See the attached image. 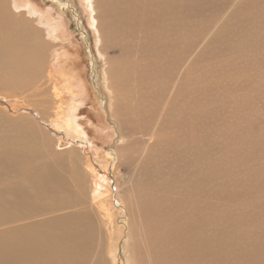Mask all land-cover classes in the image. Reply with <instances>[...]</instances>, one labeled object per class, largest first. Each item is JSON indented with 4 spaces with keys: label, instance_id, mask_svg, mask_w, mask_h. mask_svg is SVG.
Returning <instances> with one entry per match:
<instances>
[{
    "label": "rangeland",
    "instance_id": "374dc122",
    "mask_svg": "<svg viewBox=\"0 0 264 264\" xmlns=\"http://www.w3.org/2000/svg\"><path fill=\"white\" fill-rule=\"evenodd\" d=\"M62 1L64 3L60 9V5L50 0H21L23 4H35L34 6L41 12H50L52 18L61 17L63 22L65 21L63 26L67 32L57 39H48L43 36L48 35L46 30L39 25L43 30L38 27L41 39L36 42L42 43L45 47L40 52L43 56L38 57V60L42 61L39 67L41 82L38 84L42 95L30 97L29 93L17 94L16 98H13L15 102L11 104L40 112L42 107L38 102L49 96L48 90L52 87L60 91L62 100H67L62 81L55 76L47 83L46 76L53 71L52 64H55V55L58 52L67 50L75 56L77 63L74 62V68L78 70L75 71L86 83L88 97L82 112L86 117L88 135L93 143L90 149H87V145L77 142L60 145L47 130L37 129L33 145L38 141L42 143L46 140L51 141L48 146L50 149L47 148L48 151L43 152L44 159H40L39 162L51 163L55 175L58 178L60 175L65 178L66 192L79 194L81 181L86 179L85 173L94 181L93 185L89 183L88 187L81 190L84 195L81 204L54 214L57 216L69 212L90 214L92 226L95 231H99L96 232L100 236L97 241L95 239L92 248L91 230L88 227L83 228L82 233L88 239L86 264H97L99 259L105 260L104 264H112L108 256L111 247L114 249L111 251L113 261L118 260V255L123 250L122 261L126 256L127 264H136V257L140 258L138 260L140 264H210L209 256L205 259L207 261L202 256H197L201 251L196 247L199 240L197 237L210 235L212 231L218 234L219 230L221 248L228 262L254 264L249 257L250 254H247L248 250H253L254 254L256 253L254 249H259L260 252L264 248V20H262L264 1L164 0V4L169 7L168 11H163L161 9L163 5L160 4V10L166 13L160 18L159 30L152 26L151 33L144 32L139 24L141 15L135 13L136 20L133 26L126 30L130 35L126 40L125 33L120 37L119 32L116 33L113 29L110 32L108 29L103 0H92L95 9V13L93 11L91 14L93 21L85 9L84 0ZM5 2L11 5V0ZM66 2L68 4L65 5ZM135 5L143 7L146 11L155 12V7H151L148 0H136ZM10 10L16 13L12 8ZM240 30H243V33ZM161 49L164 50L163 53ZM170 65L172 66L168 74L166 72ZM144 69L148 70L147 75L142 74ZM163 74L169 78H165ZM178 83H183L182 87ZM171 85L177 87L173 92L175 95L178 94L177 98H171L175 99L173 103L176 105L172 106V114L166 109L170 93L172 94ZM30 103L35 106H31ZM44 117L46 120L48 116ZM6 119L17 121L16 118L8 116ZM18 121L22 124V117ZM154 129L156 136L152 138ZM7 133V128L0 131L1 136ZM3 145L1 137L0 147ZM57 146L62 148L60 151L57 150L58 152L55 151ZM103 150H111L116 157L113 165L107 164ZM200 151H203L201 160ZM54 155L58 157H53ZM99 161L102 172L108 179L114 178L115 185L121 193L123 192V195L120 194L121 199H125L122 200L126 210H130L131 219L125 222L127 227L125 226L124 235L117 234L116 229L119 227L117 221V224H111L110 221L102 224L101 217L95 213L97 208L93 205L94 196H107L105 199L108 202L110 198L108 189L113 187L108 183L107 188L108 179L102 177L103 174L98 173L99 171L92 173L84 165L86 162L90 164L96 162L93 164L98 165ZM35 163L34 158L33 164ZM200 170L203 174L199 172ZM198 178L207 180L201 182ZM202 183L204 185H201ZM155 186L161 188L155 189ZM206 188L209 189V193H206L208 191ZM146 189L149 191L146 192ZM157 189L163 193L157 194L159 192ZM210 190H213V193ZM201 193H205L208 198ZM157 197L160 199L159 202ZM59 198L61 197H55L54 200H61ZM191 200L202 201L207 206L212 204L213 208L216 207L215 219L212 217L205 219L203 226L199 228V224L196 225L194 210L192 211L193 208L190 207ZM107 204L108 209L111 208L112 205ZM146 205L150 208H146ZM183 206L185 209H181ZM158 208L168 213L167 218H162L165 213L160 212ZM151 211L162 216V219L158 220L159 216L153 217L154 212L153 215H149L152 219L147 217L148 212L152 214ZM146 217L150 222L143 219ZM138 220H143L139 222L140 226ZM135 223L138 224L140 232L135 233V237L138 238L134 240L131 227ZM190 225L196 227L190 228ZM135 241L139 246L138 256L135 252ZM207 247L211 248V244ZM99 253L101 256H98ZM155 254L159 257H157L159 262Z\"/></svg>",
    "mask_w": 264,
    "mask_h": 264
},
{
    "label": "bare ground",
    "instance_id": "6f19581e",
    "mask_svg": "<svg viewBox=\"0 0 264 264\" xmlns=\"http://www.w3.org/2000/svg\"><path fill=\"white\" fill-rule=\"evenodd\" d=\"M50 1L54 4H57L58 6L60 5V9L63 6L62 4L64 3L62 0H50ZM135 1L136 0H103L104 14H106V19L108 20V29L110 30V32L112 29L116 33L119 32L120 37H122L123 34L125 33V40L130 37L128 31H126V30L134 23V20H136L135 13H138L139 15H141L140 16L141 19H140L139 24L143 27V31L144 32H147V31L150 32V28L152 26L157 27V29L159 30L158 27L160 24L159 23L160 18L163 17V15L166 13V12L163 13L160 10V8H159L160 4L163 5V7L161 8L163 11L164 10L168 11L167 8L169 7L168 5L164 4V2H163L164 0H148L151 4V7H155V12L146 11L143 7H137L135 5ZM203 1H205V0H203ZM83 2H84L83 4L85 6L86 11L88 12L89 15H91L92 12L95 10L94 5H93V1L92 0H84ZM255 3H257V2L255 1ZM66 4H68V2H66L65 5ZM34 5H32L31 3H24L23 4L21 2V0H11V5H7L5 0H4V2H3V0H0V131L3 128L8 129L7 135H5V136L0 135V138L2 137L3 142H4V145L2 147H0V264H86L85 253H86V246H87L88 239L82 233V230H83V228H86V227H88L91 230L90 231L91 232L90 244H91L92 248H93V245L95 243V239L97 241L99 236H100L98 234L99 231L96 230L98 232L97 233L95 231V228H93L92 223L89 219L90 214H88V213L87 214H81L79 212H69V213H63V214H61V213L67 209L72 208L75 205L81 204V202L83 201V196H84L82 194L81 190L84 187H88L89 183L93 185L94 181L87 173H85L86 179H83L81 181L79 194L75 195V194H72L70 192H66L65 187H64L65 178L61 175L58 178L55 175V170H54V167L51 165V163H43L42 164L41 162H39L40 159H44L43 156H45V155H43V152L48 151L46 149L50 145L51 141L46 140V141H43V143L41 141H38L35 145H33V140L35 139V131L37 129L47 130L48 133L50 134V136L52 138L56 139V141L60 145L68 143V142H74V144H75L77 142L79 144L87 145V149H90V145L93 143V141L90 139V137L88 135V130H87L88 125L86 122V117H85L84 113L82 112L84 110L85 105L87 104V97H88L87 96V94H88L87 89L85 86L86 83L84 82V80H82L79 73L75 71V70H77L76 68H74V62L77 63V61L74 59L75 56L72 55V53H70L67 50H63L60 53L58 52L57 55H55L56 56L55 64H52V66L54 68H51V70H53V71L52 72L50 71L49 74L46 76V78L48 79V80L46 79L47 83L51 82V80H52L51 78L55 77V76L58 77L62 81V84H64L63 89H64L66 95L68 96L67 100L64 101V99L63 100L61 99L63 96L61 97L60 91L58 92L57 88L52 87V89H51L49 87L50 88V90H48L49 96H46V98H44L43 100L38 102L39 105H41V107H42L40 112H33V111L29 110L28 108H26L25 106H24L25 107L24 108V107H19L17 105L14 106V104H11V103L15 102V101L13 102V98L17 94L23 93L26 95L29 93L30 97H33V96L38 97V96L42 95L41 94L42 90L38 86V84L41 82V79L39 80L40 74H41L39 67H40V64L42 63V61L40 60L41 61L40 62L38 60V57L43 56L42 54H40V52L42 50H44L45 47L43 46L42 43L36 42V40L41 39V34L40 35L38 34L39 33L38 30H39V28L40 29H42V28L39 27V25L42 26L46 30V32L48 34L46 36H45V34H43V31H41V30L40 31L42 32L43 36L48 37V39L49 38L50 39L51 38L57 39L60 35L66 34V32H67L66 28H64V26H63L64 25L63 23L65 21L63 22L61 17L52 18L50 12H48V11L41 12V10L39 9L40 10L39 11ZM170 6H171V4H170ZM10 8H12V10L15 11L16 13H12ZM94 13H95V11H94ZM259 15H260V13H259ZM21 16H23L27 19H23ZM104 17H105V15H104ZM262 20H264V19H262ZM91 21H93L92 15H91ZM227 22H229V21H227ZM261 23L262 22H260V24ZM240 31H242V33H243V30H240ZM260 32H261V30H260ZM242 33H240V34L242 35ZM153 34L157 35L156 33H153ZM41 41H43V40H41ZM202 48H203V46H202ZM48 50H49V48H48ZM163 51L164 50H162L161 53H163ZM197 57L199 58V56H197ZM201 57H202V55L200 56V58ZM171 63L173 65V62H171ZM157 64H159V63H157ZM172 65H170V67L168 66L169 70H167L166 73L170 72ZM128 66H130V64H128ZM157 68L154 69L156 71V73H158L157 72L158 70H156ZM138 72H139V69H138ZM142 74L147 75L148 70L144 69ZM163 76L165 78H169V76L166 77L164 74H163ZM166 80L167 79H165V82H166ZM180 82H182V81H180ZM53 83H51V84H53ZM92 84H94V82ZM182 84L180 85L181 87H182ZM152 85H154V84H152ZM179 85H178V87H179ZM48 86H52V85H48ZM94 86H95V84H94ZM145 86H146V84H145ZM148 86H150V85H148ZM171 86H170L171 87L170 91H172V94L170 93L166 109L167 110L169 109V111H170L169 113L172 114V112H173L172 106L175 105V103H173L175 99L171 100V98L176 97V95H178V94L175 95V92H173V91H176V89H177V87H175L176 84H175V86H173V85H171ZM167 87H169V86H167ZM167 91H168V89L165 92H167ZM165 92H164V94H165ZM172 95H175V96H172ZM18 100L20 101V99H18ZM36 101L37 100H35V103L37 104ZM145 101H146V99H145ZM16 103H18V102H16ZM19 103L21 105V102H19ZM32 104L33 103H30L31 106H35ZM184 104H185V102H184ZM184 106H187V105H184ZM33 109L36 110V108H33ZM37 109H39V108H37ZM50 111H52V112H50ZM195 113L196 112H194V115H195ZM45 115L48 116L46 120L44 119ZM168 115H167V117H168ZM198 115L201 116L200 113H198ZM6 116L11 117V118H16L17 121L7 120ZM21 117H22V121H23L22 124H20L21 122L18 121V120H20ZM170 118L172 119V117H170ZM199 118H201V117H199ZM145 120H146V118H145ZM139 122H141V121H139ZM144 130H146V129H144ZM200 130H201V128H200ZM154 131H155V129L152 131V138H154L156 136ZM196 132H197V130H196ZM57 147L59 149L57 148L55 151H57V150L60 151L62 149V148H60V146H57ZM48 149H50V148H48ZM184 151H186V150L184 149ZM102 153H104L105 154L104 156L107 158L106 159L108 161V162L106 161L107 164L113 165L112 162H114V160H116V157L113 155L111 150H105ZM89 154H90V152H89ZM41 157H43V158H41ZM53 157L57 158L58 156L54 155ZM199 157H201L200 158V160H201L203 157V151L202 152L200 151ZM34 158L36 159L35 165L33 164ZM117 159H118V157H117ZM96 162H93V163H96ZM102 162H104V161H102ZM93 163L90 164V163L86 162L84 165H85V167H88L92 173L99 171L98 173L103 174L102 177L108 179L107 178L108 176L105 175V173L102 172L103 170L100 168L101 162L99 161L98 165L93 164ZM200 169H202V168L200 167ZM161 170H163V169H161ZM164 170H165V168H164ZM202 171H203V169H202ZM202 171L200 170L199 172L201 173ZM203 172H205V171H203ZM203 172L201 174H203ZM198 174L196 176H198ZM166 175H168V174H166ZM199 176H200V174H199ZM191 178H193V177L191 176ZM113 179L114 178L111 177L110 179H108L106 181L107 182V184H106L107 188H108V183H110L113 186V187H111L112 189L111 188L108 189L109 194H110L109 195L110 198H109L108 202H107V199H105L107 196H104V195H100L101 197L99 195L94 196L95 200L93 202V205H95L96 206L95 208H97V212H95L96 210L94 212L96 213V215L98 214L101 217V223L102 224L109 223V221L111 224H117L116 223V221H117L119 223V227L116 229V232H117V234L119 233L121 235H124L125 231H126V227H127L125 225V222L128 220L130 221L131 215L129 212L130 210H126V207L123 203V200H125V199H123V198H122L123 200L121 199L123 192L121 193L120 189L115 185V180H113ZM199 179L201 182L207 180L206 178H204V179L198 178V180ZM207 182L209 183L210 181H207ZM203 183H205V185H206V182H203ZM203 183L201 185H204ZM162 184H161V186H162ZM193 185L194 184H192L191 187H193ZM161 186H158V187L161 188ZM206 186H208V185H206ZM149 187H150V185H149ZM158 187L155 186V189ZM195 187L196 186H194V190L196 191ZM205 187H201V188L205 189ZM197 188H199V186ZM147 189H146V192L149 191ZM151 190H152V188H151ZM207 190L208 191H206V193L207 192L209 193V189H207ZM201 191H203V190H201ZM210 191H212V193H213V190H210ZM161 192L162 191H159L157 194H160ZM150 193L148 195H150ZM120 194H122V195L120 196ZM151 194H153V192ZM157 194H155V195H157ZM190 194L192 195V193H190ZM194 194H196V192ZM204 194L201 193V195H204ZM105 195H107V193ZM205 195H204V197L208 198ZM58 196L61 197V198H59L61 200H58V199H57L58 201L56 199L54 200V198L58 197ZM151 196L152 195H150V197ZM154 196H153V199H154ZM158 197H157V199H158ZM155 198H156V196H155ZM144 199H145V197H144ZM206 200H210V199H206ZM159 201H160V199H158V202ZM187 201H189V200H187ZM214 201H216V200H214ZM105 202L112 205L111 208L108 209V206H107L108 204ZM125 202H128V201H125ZM203 202H205V201H203ZM144 203L145 202L143 201V204ZM189 203H190V207L193 208V209H191V208L190 209L192 211L194 210L196 225L198 223L199 228L201 226H203L205 219L208 220L210 217H212V219H215V217L217 215V208L216 207L213 208L212 204H211V206H207V205H205L206 203H202V201L197 202L195 200H191ZM213 203H215V202H213ZM130 204L132 205V203H130ZM159 204H160V207L162 209L161 203H159ZM159 204H158V206H159ZM187 205H189V204H187ZM183 207L181 209H185V207L184 208ZM217 207L219 208V206H217ZM146 208H148L147 205H146ZM159 208H158V210H159ZM161 209L159 211L162 213H165L164 211H162L163 209L162 210ZM111 210H113L112 212L114 213V215H113V213H111ZM58 212H61L60 216L54 215ZM153 212L155 213V211H153ZM153 212L151 211L152 214H149V212L148 213L146 212L148 214L146 216L148 217L149 215H153ZM166 213H165V216H163V217L156 215V213H155L156 216L154 215L153 217L159 216L157 218L159 220V218H161V217L162 218L166 217L168 214V213L167 214ZM50 215H53V216L50 217ZM147 217L143 218V219H146V222L149 221V220L147 221ZM149 217L152 219L151 216H149ZM168 217H170V216H168ZM154 219H155V221H157L156 218H154ZM141 221L143 222V220H141ZM141 221L138 220L137 223H139ZM160 221H162V220H160ZM170 221H172V220H170ZM151 222H154V221L151 220ZM188 222H189V220H188ZM137 223H135L134 226L131 227L134 240H135V238H138V237H135L136 236L135 233L140 232L139 228L137 226L138 225ZM158 223H160V222H158ZM140 224L141 223H139V226H140ZM151 224H150V226H151ZM163 224H165V223H163ZM147 225H149V223H147ZM158 225H157V227H158ZM160 225H162V224H160ZM196 225H192V226L190 225L191 226L190 228H194V227H196ZM144 226H146V225H144ZM162 226H161V228H162ZM151 227H153V226H151ZM151 227H150V229H151ZM164 227H165V225H164ZM146 229H147V227H146ZM143 230H144V228H143ZM143 230L141 229V232ZM196 230H198V228H196ZM216 230L218 231V229H216ZM219 231H218V234H217V232L212 231V233H210V235L209 234L207 235L204 232L203 233V234H205L204 236H201V237L199 236L200 238L197 237V240L198 239L199 240L196 243L197 244L196 247L201 249V251H200L201 255L199 254L197 256L198 257L202 256V258L204 260L207 259V257L209 256L210 258L209 257L208 258L211 260V263L209 262L210 264H231L230 262H228V260L226 258H224V254H223V251L221 248V243H220ZM97 234H98V237H96ZM157 234H158V232H157ZM141 235H139V236H141ZM196 236H198V235H196ZM145 237H147V236H145ZM162 237H163L162 240H164V236H162ZM171 239H170V241H171ZM100 240H102V239L100 238ZM150 242H153V241H150ZM154 242L157 243V240H155ZM143 243H144V241H143ZM99 244L101 245L102 243L99 242ZM163 244L165 245V243H163ZM209 244H211L212 249L207 247V246H209ZM100 245H99V247H100ZM175 245H176V243H175ZM138 247L139 246L135 241L136 256H138ZM154 247H155V244H154ZM206 247L210 250V254H208L209 251H207ZM165 248H168V247H165ZM165 248H164V250H165ZM245 248H247V246ZM155 250H157V249L155 248ZM258 250L254 249V252L256 251V253L253 254L252 253L253 250L249 249L248 250L249 253H247V254H250L249 257L253 260L254 264H264V248L260 252H258ZM111 251L112 252L114 251V249L112 247H111V249L108 250V256L112 260V264H127L126 256H125L124 260L122 261L123 250H122V252L119 253L118 260H116V261H113V253H111ZM245 252H246V250H245ZM247 254H245V255H247ZM163 255H164V253H163ZM98 256H101V254L99 253ZM139 257H140V255H139ZM155 257H156V254H155ZM245 257L248 258V255ZM245 257H243V258H245ZM158 258L156 259L157 261H158ZM163 258H165V257H163ZM250 258H248V261L250 263H252ZM139 259L140 258L136 257V259H135L136 264H140V262L138 261ZM161 260L163 261V259H161ZM164 261H165V259H164ZM205 261H207V260H205ZM205 261H201V262H205ZM104 263H105V260H103V259H99L97 262V264H104Z\"/></svg>",
    "mask_w": 264,
    "mask_h": 264
}]
</instances>
